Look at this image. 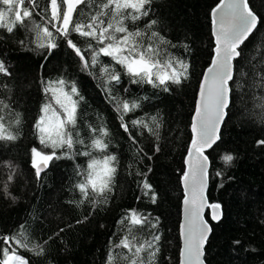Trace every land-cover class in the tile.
Masks as SVG:
<instances>
[{
    "label": "trees",
    "instance_id": "16d2710c",
    "mask_svg": "<svg viewBox=\"0 0 264 264\" xmlns=\"http://www.w3.org/2000/svg\"><path fill=\"white\" fill-rule=\"evenodd\" d=\"M218 1L151 0L148 16L135 24L126 21L133 31L156 20L152 30L175 45L168 46L167 51L189 64L187 79L169 84L167 91L144 82L133 83L111 57L101 55L102 63L120 74L119 83L106 84L99 65L85 70L64 39H58V47L48 51L37 47L30 25L18 26L11 33L0 27V62L10 73L0 74V101L8 106L0 105V116L18 136L15 141L0 140V236L15 235L23 225L30 246L39 244L44 249L43 254L36 255L17 248L28 264H106L110 251H126L113 246L126 234L127 224L121 221L131 209L148 215L150 223L156 224L155 228L134 229L141 240L160 236L155 264H178L183 197L180 180L191 139L196 90L213 54L210 12ZM249 6L262 22L240 46L241 55L233 61L234 79L229 82L231 102L220 139L206 152L209 158L206 196L209 203L221 205L222 216L213 223L205 214L211 227L204 247L205 264H264V145L258 143L264 140V0H249ZM48 8L49 0H36L32 22L45 24ZM80 8L85 13L90 11L83 5ZM50 30L54 31L51 27ZM70 38L82 49L87 47L85 38L78 34L73 33ZM58 79L74 82L83 97L77 109L75 131L85 143L75 145L73 158L50 162L37 177L31 149L51 150L39 143L34 125L42 105L49 102L44 92L46 83ZM110 95L139 103V108L124 117L135 142L121 127ZM153 116L160 125L158 140L147 129L131 124L133 120ZM17 118L18 125L14 123ZM89 125L108 129L107 153L119 160L107 202L95 207L89 201L77 206L81 193L75 188L82 179L77 175V166L82 170L89 160L75 154L89 150ZM57 152L60 154V150ZM227 153L235 157L231 165H225L221 159ZM92 154L101 157L94 150ZM138 173L147 175L157 194L156 203L144 195L141 187L144 177ZM9 175H13L8 185L10 196L2 190ZM4 246L0 240V248Z\"/></svg>",
    "mask_w": 264,
    "mask_h": 264
},
{
    "label": "snow or ice",
    "instance_id": "6c2138e0",
    "mask_svg": "<svg viewBox=\"0 0 264 264\" xmlns=\"http://www.w3.org/2000/svg\"><path fill=\"white\" fill-rule=\"evenodd\" d=\"M150 4L151 0H100L99 3L97 0H49V8L45 10L49 15L46 23L42 25L32 22L36 0H0V5L3 6L0 7V27L11 33L18 26L30 25V30L36 36L37 47L48 51L58 47V39H64L68 47L79 57L85 70L99 65L100 75L102 78L106 77V84L119 83L120 74L104 65L100 60L101 55L111 57L132 78L133 83L144 82L167 91L169 84H180L187 79L189 64L167 51L168 46L175 47V45L159 32L152 30L157 25L156 20H150L144 29L137 28L133 31H130L126 24V21L135 24L142 17L148 16ZM28 5H31V8ZM82 5L90 11L85 13L80 8ZM93 7L94 12L91 11ZM77 13L78 15H74ZM211 16L216 47L211 65L206 69L200 84L191 124L193 136L185 161L187 170L182 176L186 193L183 202L186 222L181 226L184 242L181 264H204L203 249L211 231L208 222L203 218L204 209H211L212 220L221 219V205L207 203L205 196L209 158L204 153L220 139L219 126L226 115L225 109L231 102L229 82L234 79L233 61L241 55L240 46L262 22L249 6V0H219V3L212 8ZM49 26L54 31L50 30ZM73 33L85 38L86 48L82 49L70 38ZM0 74L10 75L2 62H0ZM44 92L49 102L42 105L41 115L34 128L38 133L39 143L51 151L45 152L35 147L31 149L32 166L37 177L50 162L61 158H73L75 145L85 143L75 131L77 109L80 100L83 99L75 83L64 79L49 81L44 87ZM109 98L122 121L121 127L135 142V137L131 136L124 117L139 108V103L114 95H110ZM53 101L59 107V111L53 107ZM0 105L8 107L3 101H0ZM14 123L18 125L19 118ZM131 124L134 127L147 129L157 140L159 139L160 125L155 116L133 120ZM89 132L91 136L90 144L87 145L89 150L75 153L86 156L89 160L86 168L80 170L77 166V175L82 179L75 188L81 193V200L73 203L79 206L89 201L95 207L97 204L107 202V194L112 191L119 160L116 155L107 153L109 144L105 138L110 133L105 126L101 125L97 128L89 125ZM16 139L18 136L12 133L11 124L5 123V118L0 116V140L15 141ZM258 143L264 145V140ZM57 150H60V154ZM93 150L100 153L101 157L93 156ZM155 150L157 152L160 150L159 145H156ZM221 159L225 165H231L235 157L227 153ZM138 174L144 177L141 182L144 195L152 203H156L157 194L148 183L147 175ZM12 180L13 175H9L8 183H5L2 189L9 196L8 185ZM80 222L82 221L77 223ZM125 222L126 234L113 247L126 251L123 253L110 251L106 264H155L160 236L153 235L150 240H141L135 235L134 229L137 227L143 229L144 226L155 228L156 224L150 223L149 216L136 209L129 210L121 221L122 224ZM158 222L156 218V223ZM0 240H3L5 245L0 248V257H2L0 264H28V261L18 254L17 248L36 255H41L44 251L39 244L30 246L23 225L19 233L0 236Z\"/></svg>",
    "mask_w": 264,
    "mask_h": 264
},
{
    "label": "water",
    "instance_id": "95a60500",
    "mask_svg": "<svg viewBox=\"0 0 264 264\" xmlns=\"http://www.w3.org/2000/svg\"><path fill=\"white\" fill-rule=\"evenodd\" d=\"M219 3V1L217 2V4ZM216 4V5H217ZM215 5V6H216ZM214 6V7H215ZM210 20H211V26H210V29H211V36H212V39H213V42H214V47H213V54H212V57H211V59H210V62H209V64L204 68V70H203V72H202V75H201V77H200V80H199V83H198V87H197V90H196V97H195V106H194V111H193V114H192V118H191V124H192V120H193V116H194V114H195V110H196V104H197V100H198V94H199V89H200V84H201V81L203 80V77H204V73H205V71H206V69L211 65V62H212V59H213V56H214V50H215V47H216V44H215V37H214V35H213V23H212V16H211V12H210ZM225 112H226V109H225ZM226 116V115H225ZM225 116H224V119H225ZM224 119L221 121V123H220V126H219V130H218V135H219V132H220V129H221V126H222V123H223V121H224ZM191 124H190V131H191V139H190V142H189V145H188V148H187V150H186V154H185V156H184V171H186L187 170V165H186V163H185V161H186V158H187V156H188V149H189V146H190V144H191V140H192V136H193V134H192V130H191ZM214 146V145H213ZM211 149V148H210ZM210 149H206L205 150V155H206V152L208 151V150H210ZM208 168H209V166H208ZM47 169V168H46ZM46 169H44L42 172H44ZM35 170V169H34ZM41 172V173H42ZM40 173V174H41ZM184 173V172H183ZM183 176V175H182ZM181 187H182V190H183V197H182V200H181V204H180V221H179V226H178V233H179V241H180V247H179V252H178V264H181V259H182V257H181V251H182V249H183V245H184V242H183V238H182V235H181V226L186 222V213H185V206H184V199H185V188H184V183H183V180H182V177H181ZM207 188H208V177H207ZM207 188H206V190H205V196H206V191H207ZM206 199H207V196H206ZM207 203H209L208 202V199H207ZM209 204H211V203H209ZM206 213H208V215H209V218H210V220L213 222V223H216L217 221H215V220H212V218H211V209H209V208H205L204 209V212H203V218L205 219V214ZM206 220V219H205ZM207 221V220H206ZM209 224V223H208ZM209 226H210V224H209ZM211 228V227H210ZM210 233H211V231L209 232V234H208V237H209V235H210ZM208 239V238H207ZM206 244V243H205ZM204 247H205V245H204ZM203 251H204V249H203ZM203 260H204V256H203ZM204 264H205V262H204Z\"/></svg>",
    "mask_w": 264,
    "mask_h": 264
}]
</instances>
